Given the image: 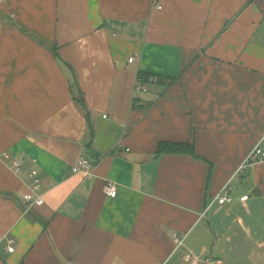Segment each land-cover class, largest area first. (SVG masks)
<instances>
[{
    "label": "crops",
    "instance_id": "obj_1",
    "mask_svg": "<svg viewBox=\"0 0 264 264\" xmlns=\"http://www.w3.org/2000/svg\"><path fill=\"white\" fill-rule=\"evenodd\" d=\"M258 145L264 0H0V264H264Z\"/></svg>",
    "mask_w": 264,
    "mask_h": 264
},
{
    "label": "built area",
    "instance_id": "obj_2",
    "mask_svg": "<svg viewBox=\"0 0 264 264\" xmlns=\"http://www.w3.org/2000/svg\"><path fill=\"white\" fill-rule=\"evenodd\" d=\"M159 10H162V7H159ZM134 58L130 59V62L133 63ZM147 89L145 87H142L139 85L137 87V93H146ZM258 163H264V150L262 149L261 145H258L256 148H254L251 153L248 155L245 163L240 168V172H243L244 170H247L249 168H252L254 165ZM14 168L16 172L22 171V162L21 161H15ZM94 169V164L91 160L88 158H82L79 160L76 171L77 173H81L85 176H88L92 174V171ZM31 178L34 180L33 186L31 188V193L25 196V200L28 203L29 207H41L44 205V199L42 196H38L37 198L34 197V194L36 191L41 187V179L39 178V174L37 171H32L30 173ZM107 195L111 197H116L118 194V188L117 185L113 182H108L107 187L105 189ZM233 186L231 184H227L224 189L221 192V195L218 197L217 201L220 205H226L228 203H231L233 201ZM248 196H244L241 198L242 202H245L248 200ZM177 238H181L179 235H175ZM14 240L9 241L8 245V251L10 253H13L14 248ZM191 254L187 255V259L191 258Z\"/></svg>",
    "mask_w": 264,
    "mask_h": 264
},
{
    "label": "trees",
    "instance_id": "obj_3",
    "mask_svg": "<svg viewBox=\"0 0 264 264\" xmlns=\"http://www.w3.org/2000/svg\"><path fill=\"white\" fill-rule=\"evenodd\" d=\"M55 55L57 54V51L54 50ZM147 81V79H145ZM77 100V102L79 104H81V106H85L84 105V101L82 98H75ZM166 154H181V155H189L195 158H198V156L196 155V150L194 145H185V144H172V143H161L160 148H159V155H166Z\"/></svg>",
    "mask_w": 264,
    "mask_h": 264
},
{
    "label": "rangeland",
    "instance_id": "obj_4",
    "mask_svg": "<svg viewBox=\"0 0 264 264\" xmlns=\"http://www.w3.org/2000/svg\"><path fill=\"white\" fill-rule=\"evenodd\" d=\"M141 93L138 94V96L140 95ZM137 101V100H136ZM263 149V148H262ZM250 170V169H249ZM248 172V169L247 170H244L242 173H246ZM240 176V175H239Z\"/></svg>",
    "mask_w": 264,
    "mask_h": 264
}]
</instances>
